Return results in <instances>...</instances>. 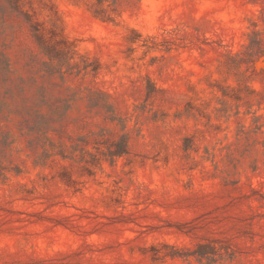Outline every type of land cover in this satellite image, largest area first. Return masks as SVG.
Here are the masks:
<instances>
[{
	"label": "rangeland",
	"instance_id": "rangeland-1",
	"mask_svg": "<svg viewBox=\"0 0 264 264\" xmlns=\"http://www.w3.org/2000/svg\"><path fill=\"white\" fill-rule=\"evenodd\" d=\"M0 264H264V0H0Z\"/></svg>",
	"mask_w": 264,
	"mask_h": 264
}]
</instances>
